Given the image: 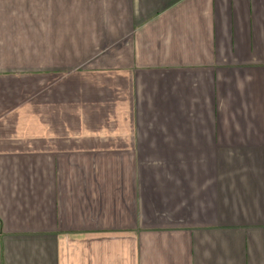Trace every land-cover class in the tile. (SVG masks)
<instances>
[{
    "label": "crops",
    "instance_id": "obj_1",
    "mask_svg": "<svg viewBox=\"0 0 264 264\" xmlns=\"http://www.w3.org/2000/svg\"><path fill=\"white\" fill-rule=\"evenodd\" d=\"M0 264H264V0H0Z\"/></svg>",
    "mask_w": 264,
    "mask_h": 264
}]
</instances>
